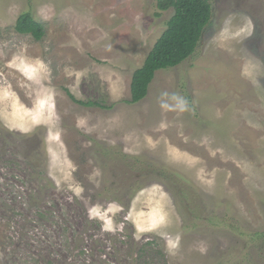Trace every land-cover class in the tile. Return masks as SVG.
<instances>
[{"label": "rangeland", "instance_id": "1", "mask_svg": "<svg viewBox=\"0 0 264 264\" xmlns=\"http://www.w3.org/2000/svg\"><path fill=\"white\" fill-rule=\"evenodd\" d=\"M210 2L129 105L173 8L0 0V264H264V0Z\"/></svg>", "mask_w": 264, "mask_h": 264}, {"label": "trees", "instance_id": "2", "mask_svg": "<svg viewBox=\"0 0 264 264\" xmlns=\"http://www.w3.org/2000/svg\"><path fill=\"white\" fill-rule=\"evenodd\" d=\"M158 8L161 11L173 8L174 12L143 66L133 74L131 97L125 101L129 105L140 103L148 96L150 84L158 71L173 69L195 55L213 16L210 0H158ZM15 29L19 34L31 35L36 41H41L45 34L43 25L30 13L18 18ZM69 95L83 106H102L100 103L82 102ZM81 250L85 251L84 248Z\"/></svg>", "mask_w": 264, "mask_h": 264}]
</instances>
